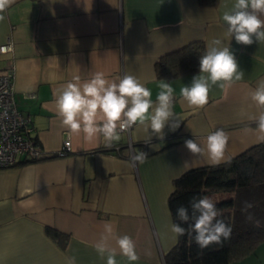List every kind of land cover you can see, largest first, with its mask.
Masks as SVG:
<instances>
[{
    "label": "crops",
    "instance_id": "0c3cea01",
    "mask_svg": "<svg viewBox=\"0 0 264 264\" xmlns=\"http://www.w3.org/2000/svg\"><path fill=\"white\" fill-rule=\"evenodd\" d=\"M199 0H15L0 22V45L8 39L12 50L0 53V74L13 73V98L29 118L30 135L41 147L35 160L18 156L0 168V264H105L94 249L105 222L117 235H129L140 259L132 264H164V254L176 243L167 206L172 181L187 169L208 165L207 157L192 156L186 139L203 144L218 128L230 136L226 160L259 143L254 132L245 134L248 120L239 113H255L249 97L264 79V43L230 47L244 79L227 94L213 87L203 108L190 107L179 92L199 71L171 79L157 78V59L195 40L223 39V5ZM11 67V68H10ZM103 72L116 80L136 76L152 90L161 79L172 82L174 112L182 119L175 132L164 129L163 141L137 132L133 146L148 154L144 164L130 167L129 135L106 148L102 138L92 142L73 136L67 154L58 155L68 139L56 115L55 94L80 76L90 79ZM254 128L255 125H252ZM52 227L67 235L64 243L45 231ZM113 247L115 243L113 242ZM118 264H129L116 257ZM229 264H264V241Z\"/></svg>",
    "mask_w": 264,
    "mask_h": 264
},
{
    "label": "clouds",
    "instance_id": "9594fccd",
    "mask_svg": "<svg viewBox=\"0 0 264 264\" xmlns=\"http://www.w3.org/2000/svg\"><path fill=\"white\" fill-rule=\"evenodd\" d=\"M14 3L15 0H0V22L5 20L4 13ZM223 7V39L213 38L207 42L205 51L199 56V73L192 77L190 84L180 88V98L190 107L207 105L213 87L227 94L235 83L244 79L245 71L240 68L230 47L233 38L237 44L245 46L254 42L264 43V0H233L231 6L225 3ZM158 88L153 100L152 90L131 74L126 73L116 80L106 79L103 72H95L84 81L80 76H74L55 94L56 115L67 131L69 141L73 136L81 135L88 142L102 138L106 148H113L119 144L123 134H128L130 154L126 163L135 168L148 159L145 151L133 146L139 142L138 131L145 134L143 142L155 148L156 145L151 144L154 136L163 141L164 129L167 127L175 132L182 122L174 112L172 82L161 79ZM249 97L257 111L250 114L241 109L239 114L249 122L243 131L245 134L254 132L257 140L264 142V79L258 81ZM229 139V134L218 128L205 137L203 144L195 139H186L184 145L192 156H206L210 165L219 166L230 163V159L225 158ZM253 207L252 202L244 201L241 210L248 222L259 227L260 220L249 211ZM176 219L178 222L170 225L174 237L187 236L201 250L211 245H222L231 237V225L208 196L193 197L189 207L178 206ZM94 249L105 264H118V254L129 264L140 259L135 241L127 234L117 235L112 222L104 223ZM65 264H77L76 257L66 258Z\"/></svg>",
    "mask_w": 264,
    "mask_h": 264
},
{
    "label": "trees",
    "instance_id": "16d2710c",
    "mask_svg": "<svg viewBox=\"0 0 264 264\" xmlns=\"http://www.w3.org/2000/svg\"><path fill=\"white\" fill-rule=\"evenodd\" d=\"M218 1L199 0V3L214 6ZM205 48L202 40H195L161 55L154 65L157 78L171 79L199 71V56ZM202 196L211 198L222 211L223 218L232 227L230 239L201 250L187 236L180 237L164 254V264H229L264 241V142L231 157L230 163L190 168L174 178L167 200L172 222H178V206L189 207L193 197ZM244 201L254 204L249 211L260 220L259 227L246 220L241 210ZM45 231L59 243L67 238L65 233L52 227H46Z\"/></svg>",
    "mask_w": 264,
    "mask_h": 264
},
{
    "label": "built area",
    "instance_id": "2783aa9c",
    "mask_svg": "<svg viewBox=\"0 0 264 264\" xmlns=\"http://www.w3.org/2000/svg\"><path fill=\"white\" fill-rule=\"evenodd\" d=\"M10 50L12 41L8 39L0 45V53ZM13 92V73L8 68L0 74V168L14 165L18 156L35 160L41 155L40 144L30 135L29 118L16 106ZM69 144V139H66L58 155L67 154Z\"/></svg>",
    "mask_w": 264,
    "mask_h": 264
}]
</instances>
